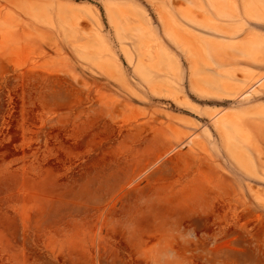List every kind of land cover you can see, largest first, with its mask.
<instances>
[{
  "label": "rangeland",
  "instance_id": "obj_1",
  "mask_svg": "<svg viewBox=\"0 0 264 264\" xmlns=\"http://www.w3.org/2000/svg\"><path fill=\"white\" fill-rule=\"evenodd\" d=\"M0 264H264V0H0Z\"/></svg>",
  "mask_w": 264,
  "mask_h": 264
}]
</instances>
